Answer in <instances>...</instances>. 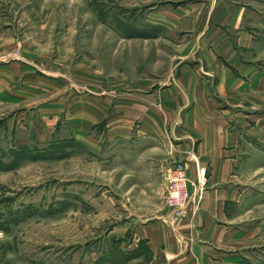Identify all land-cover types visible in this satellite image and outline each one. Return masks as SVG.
<instances>
[{"label": "crops", "instance_id": "1", "mask_svg": "<svg viewBox=\"0 0 264 264\" xmlns=\"http://www.w3.org/2000/svg\"><path fill=\"white\" fill-rule=\"evenodd\" d=\"M190 2L199 3L179 6L175 60L145 69L131 92L91 83L80 116L106 121L113 157L127 158L129 192L141 190L122 246L127 238L145 264H263L264 0ZM26 35L22 58L11 57L16 37L0 15V110L24 103L57 118L71 84L49 48ZM177 161L187 164L191 194L181 218L163 201Z\"/></svg>", "mask_w": 264, "mask_h": 264}, {"label": "rangeland", "instance_id": "2", "mask_svg": "<svg viewBox=\"0 0 264 264\" xmlns=\"http://www.w3.org/2000/svg\"><path fill=\"white\" fill-rule=\"evenodd\" d=\"M0 2L16 37L11 57L22 58L23 33H32L24 42L49 48L72 88L57 118L24 103L0 110V264H145L126 237L118 242L141 190L129 192L125 153L113 157L106 121L81 118L80 96L97 80L131 92L145 69L166 68L179 51V6L199 2Z\"/></svg>", "mask_w": 264, "mask_h": 264}, {"label": "built area", "instance_id": "3", "mask_svg": "<svg viewBox=\"0 0 264 264\" xmlns=\"http://www.w3.org/2000/svg\"><path fill=\"white\" fill-rule=\"evenodd\" d=\"M193 161L198 160L193 157ZM188 168L185 162H174L168 169L167 189L164 195V204L171 209L176 218L184 215V210L191 200L189 191Z\"/></svg>", "mask_w": 264, "mask_h": 264}]
</instances>
